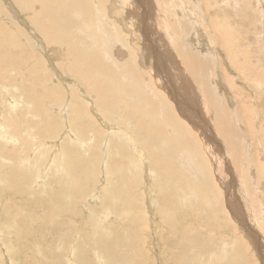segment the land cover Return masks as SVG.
Here are the masks:
<instances>
[{
	"label": "rangeland",
	"instance_id": "rangeland-1",
	"mask_svg": "<svg viewBox=\"0 0 264 264\" xmlns=\"http://www.w3.org/2000/svg\"><path fill=\"white\" fill-rule=\"evenodd\" d=\"M47 5L52 7L54 19H57V23H59L58 27L61 30L66 28L75 35H69L68 38L77 44L76 47L81 56L80 67L75 70L80 88L78 109L81 110V116H78L77 121L80 120L85 135L79 142L82 144H80L81 148L80 145L77 146L79 143H74V138L70 139V136L74 135L70 134L68 128L65 129L66 119L62 118L61 122V116L57 120L60 127L56 125L55 130L51 133L45 128L35 127L39 122V117L37 118L32 112L35 110V105L30 94L34 87L43 90L47 84L61 83L62 87L64 85L67 88L73 82L71 78L65 76L62 70L57 68L56 63L63 61L65 57L57 60L54 57L55 52L52 50L55 46L47 47L43 50L46 63L34 66L32 69L35 70L40 66L44 68V70H39V78L43 79L42 83L36 82L39 78L33 80L31 86L21 84L20 81L17 83L22 88L24 103L26 102L30 109L27 110L32 113L21 112L20 107L13 109L4 107L7 106L9 100L8 96H5L0 90V115L3 110H8V112L13 110L10 116L18 114L17 118L20 115L24 117L26 123L18 120L14 127L16 133L19 134L18 130L24 127L23 124L28 125L26 131H22L21 135L24 133L23 136L30 144V146L27 145L28 147L25 143L23 147L17 146L12 151V154L17 156L16 162H14L15 160L11 162L8 159L7 169L3 170L4 168H2L0 171V180H5L7 177L6 182L0 181L7 183V185L4 182L0 183V185L4 184L2 186L4 189L1 187L4 193L0 188V194H3L0 195V204L2 203L0 205V264H165V262L166 264H233V258L228 257V250L233 252L236 259H240L236 260L237 263L234 264H263L264 0H0V27L9 29L15 32L17 37H21L20 41L27 48L16 51L19 55L24 51L31 53L28 58L30 64L41 59L42 54L34 44L28 47V42H23L24 32L26 29L28 32L32 29L39 40H41V35L45 41L50 42L51 33L49 31H38L39 27L46 24L44 13L50 12L47 10ZM53 11H51L52 14ZM87 51L94 52L99 60L89 63L85 55ZM233 54L239 68H235L229 61ZM10 58L11 54L8 61ZM187 61L193 62L198 71L187 80L189 94L184 93L183 97H188L186 101L189 102V107L183 110L181 103L175 106L173 100L165 93L159 80L155 78V69L160 63L163 70L176 78L179 69L186 70ZM93 68L96 69L95 72H92ZM120 69H125L127 73H119ZM110 73H117L118 77L113 78ZM127 81H132L134 85L131 88L128 86L123 88ZM10 85L13 86L12 83ZM70 89L75 90L73 87ZM14 90L16 89L14 88ZM65 90L64 93L67 96L68 91ZM141 97L146 99L149 104L142 105ZM165 98L174 105L170 109L163 108L162 102ZM14 101L17 103L16 100ZM103 103H106L107 106L104 107ZM105 110L128 111L123 114L130 121L129 127L128 122L121 116H114L113 112L108 115ZM167 110L174 111L182 126L188 125L187 129L193 133L197 142L201 140L203 146L207 145L211 149L212 155H209L205 148V151L208 152L206 153L208 158L205 161L209 172H211L210 178L217 189L216 195L219 197V201L209 202L210 196L204 197V194H201L202 189L198 185L205 177L189 178L182 171L183 166L180 167L179 164L178 166L176 161H173V164L179 172V182L188 183L190 192L191 189L194 192H191L192 195L187 192L175 193L174 191L178 190L174 187L180 188V183L172 184L174 187L171 185L169 188L170 183L168 188H163L164 178L157 175L159 169H155L153 158L158 164L161 162L159 160L165 158L167 154L181 155L182 150L185 149L182 147L184 136L177 128L171 127ZM48 115L52 116V111ZM196 115L200 120L206 121V126L208 125L206 129L210 132L203 133L208 135V141L193 127L195 123L193 122V125L189 121V119L194 120ZM151 116H154V119H151ZM104 118L107 122H103L105 123L103 125L102 119ZM216 118L226 122L233 130L235 138L230 136L229 141L234 140V149H229L225 140L222 141V138L217 135L218 131L213 124L217 121ZM0 123V134L5 130V127L7 131L9 130L7 122L0 121ZM2 123H5L6 126ZM30 125H33V129H30ZM107 126H111L112 129L107 131ZM114 128H117V131L113 130ZM99 129L104 135L100 133L98 139H92V133ZM6 130L4 132L9 133ZM111 131H114V134H110ZM30 132L31 134H29ZM128 134L133 141L122 140V146L118 147L116 138L121 140V136L125 137L126 135L127 137ZM135 134H139V138ZM1 135L4 137L0 139L2 144L6 139H10V135L8 138L6 137L8 134ZM56 135L57 139L52 140ZM59 139L60 141L63 139L67 143L70 140L68 146L71 150L69 152L77 153L80 164L78 160V162H74L75 159L70 153L64 154L61 149L60 151L57 149L54 143L57 142L56 140L60 142ZM39 144L41 145L39 146ZM42 144L44 148L51 145L45 151ZM9 147L11 148V145ZM93 147L94 150L91 151ZM155 149L159 152H156ZM37 150L41 152L38 154ZM3 151H5L4 147ZM114 152L119 159L120 169L118 170L121 171L118 180H125L126 183L132 182V185L128 184L129 186L124 189L130 190L127 191L128 195H124L126 192L121 195L125 199L117 194L121 203L114 197L116 191L108 189L114 185L112 180L117 182V179L114 178L116 176L109 173L112 172L110 165L113 163L112 154ZM23 154L32 165H29L30 162L27 164ZM53 155L55 161H52L54 160ZM212 157L213 159H211ZM0 159H5V156L0 155ZM245 160L252 161L251 169L247 170L248 165ZM22 162L24 163L22 164ZM66 162L72 165V168L75 166L74 170L68 168L70 165ZM213 164L216 165V169L213 168ZM258 164L262 166L263 171ZM9 165L12 168L16 166V169L19 166V169L17 172L11 173L12 168ZM80 166L81 168H79ZM60 167L63 168H61L62 171ZM246 170L250 176L248 181L240 178L246 176ZM193 171L197 173L195 170ZM69 174V177L74 178L69 179ZM105 174L108 176H104ZM60 175L63 176L62 185L69 186L67 181L75 182L78 184L77 191L80 194L71 197L72 191L68 189H62L66 190V196L62 192L54 193L60 185ZM11 177L12 179H10ZM55 178L59 181L57 182ZM8 179L17 188V196L7 189L10 187ZM194 181L195 183H193ZM21 182L28 187L26 185L23 187ZM51 182L53 185H50ZM5 187L7 188L5 189ZM104 190H106V195ZM162 192H165L166 201L164 202L160 196ZM167 193H170L169 196ZM216 195L211 192V196ZM57 198L60 203H66L67 207L63 205L65 208L56 210V205L59 203ZM111 200L115 202L113 203ZM124 200L125 202H123ZM217 204L220 209L216 207ZM47 211H58V217L55 213L56 217L50 218L51 220L44 219L43 216ZM193 211L195 215H193ZM101 213H104V216ZM51 221L55 225L51 224ZM135 224L136 226H134ZM196 224L199 226H197L198 229ZM1 225L3 229H1ZM161 228L165 231L161 232ZM59 231L61 233H58ZM180 232L181 234H179ZM76 234L78 235L77 240L73 239L77 237ZM194 240L199 241V245L196 243L198 245L196 248L191 246L193 242L188 244L189 241ZM241 242L245 244L246 250L238 251ZM135 243L136 245H133ZM158 243L161 245L159 246ZM230 243L234 244L230 246ZM104 245L111 248V255L107 256L101 250ZM185 245L189 247L190 254H194L190 256L191 258L181 252ZM160 251L161 253H159ZM112 255L114 256L110 257ZM195 255L196 257H194ZM180 260L185 262L182 263Z\"/></svg>",
	"mask_w": 264,
	"mask_h": 264
},
{
	"label": "bare ground",
	"instance_id": "bare-ground-1",
	"mask_svg": "<svg viewBox=\"0 0 264 264\" xmlns=\"http://www.w3.org/2000/svg\"><path fill=\"white\" fill-rule=\"evenodd\" d=\"M47 10L48 11H50V12H47V13H44V16L46 17V24L43 26V27H39V30L38 31H40V32H43V31H49L51 34H50V42H47V41H45L42 37H41V35H40V39L41 40H39V38H37L36 36H35V34H34V32H33V30L31 29V31H27V29L25 30V32H24V43H26V42H28V47H30L31 46V44H34L36 47H38L39 49H40V52H41V54H42V58L41 59H39V60H37L35 63H33V64H30V63H28V58L31 56V53H28V52H26V51H24L21 55H19V53L16 51V50H18V51H21V50H23V49H25V48H27L25 45H23V43L20 41V36L19 37H17L16 35H15V32H12V31H10L9 29H6V28H2V27H0V90H1V92L3 93V94H5V96L7 95L8 96V103H7V106H4V107H10L11 109H13V108H15V107H20V111L21 112H27V113H32L33 112V114H35V116L38 118L39 117V122L35 125V127L36 128H45V129H47L48 130V132L49 133H51V131H54L55 130V128H56V125H57V127H60L57 123V120L60 118V116H61V118H60V120H61V122H62V118H63V120H64V118L66 119V124H65V129L66 128H68V130H69V132H70V134L72 133L74 136L73 137H71L70 136V139H72V138H74V143H79V142H81L82 140H83V136L85 135V132H84V130L81 128V123H80V120H78L77 121V119H78V116L80 117L81 116V110H79L78 109V105H79V95H80V88H79V85H78V83H77V77H76V74H75V70H77L79 67H80V58H81V56L79 55V52H78V49H77V44L76 43H74L71 39H69L68 38V36L69 35H73V36H75L72 32H70L68 29H66L65 27V29H63V30H61L60 29V27H58V24L59 23H57V19H54V11H53V9H52V7L51 6H48L47 5ZM51 11H53V14L51 13ZM194 23V22H193ZM215 25V24H214ZM199 30V29H198ZM38 31H37V33H38ZM36 32V31H35ZM200 33H203V32H200ZM39 34V33H38ZM35 36V38L34 39H32V37H34ZM75 41H76V39H75ZM53 45L55 46V47H53ZM47 47H53L52 48V50H54V57L58 60L59 58H61V57H65V59L63 60V61H61V62H59V63H56L57 65H58V69H60V70H62L63 71V73L65 74V76L66 77H69V78H71V80L73 81H71L72 82V85H70L69 83H68V85H70V87H68L67 86V88L66 87H64V85H63V87H62V84L61 83H56V84H47V86L43 89V90H39V89H37L36 87H34V89H33V91L31 92V94H30V96L33 98V102H34V105H35V110H32V112H29L28 110H30L29 108H28V106H27V104H26V102L24 103V98L22 97V95H23V93H22V88H20V86L17 84L18 83V81H20V83L21 84H25L26 86H31L32 85V81L33 80H37L38 78H39V70H44V68L42 67V66H40V67H38L37 69H35V70H32L33 69V67L34 66H37V65H42L43 63H46L45 62V59H44V51L43 50H45V48H47ZM83 50H84V48H82ZM10 54H11V58L9 59V61H8V57L10 56ZM235 54V53H234ZM234 54L232 55V57L230 56V58H229V61H230V63L236 68H239V65H238V63L235 61L236 60V58L234 57ZM85 55H86V57H87V61L89 62V63H95V62H97L98 60H99V58L97 57V55L94 53V52H92V51H87V52H85ZM235 59H234V58ZM227 58V57H226ZM228 60V59H227ZM51 63V62H50ZM238 65V66H237ZM246 66V65H245ZM235 68H232L233 70L235 69ZM13 69H16V70H13ZM59 70V71H60ZM58 71V70H57ZM62 71H61V73H62ZM96 71V69L95 68H93L92 69V72H95ZM198 70L195 68V64L193 63V62H191V61H187L186 62V70H182V69H179L178 70V75H177V77L176 78H174L173 76H170L165 70H163V68H162V66H161V64L160 63H158L157 64V67H156V69H155V78L157 79V80H159V82H160V84H161V86H162V88L164 89V91H165V93H167V95L173 100V102H174V105L175 106H178L179 105V103H181V105H182V109L183 110H186V108L187 107H189V102L188 101H186V99L188 98V97H183V94L184 93H188L189 92V89H188V85H187V80H188V78L189 77H193V74L195 73V72H197ZM105 72H106V70H105ZM119 73H122V74H126L127 73V71L125 70V69H120L119 71H118ZM49 74V73H48ZM111 74V76L113 77V78H117L118 77V74L117 73H110ZM244 75V74H243ZM59 76V75H58ZM225 76V75H224ZM56 77V76H55ZM60 78H61V76H60ZM226 78V77H225ZM257 79V78H256ZM26 80V81H25ZM258 80V79H257ZM42 81H43V79H38L36 82H38V83H42ZM68 81V80H67ZM260 82V81H259ZM10 83H12L13 84V86H11L10 85ZM134 85V83L132 82V81H127V84L125 85V86H123V88L124 87H126V86H128L129 88H131L132 86ZM75 88V90H71L70 88ZM14 88L16 89V90H14ZM64 89H66L65 91H68V95L66 96L65 95V93H64ZM189 94V93H188ZM14 100H16L17 101V103L14 101ZM140 103L142 104V105H148L149 104V102L146 100V99H144V98H140ZM17 105V106H16ZM162 105H163V108L164 109H170L172 106H174V105H172V104H170V102L167 100V98H165L164 100H163V102H162ZM30 106H31V102H30ZM103 106L104 107H106L107 106V104L106 103H103ZM63 107V108H62ZM246 108V107H245ZM28 109V110H27ZM182 110V111H183ZM13 110H10V112H8V110H3V113L0 115V121H2V122H7L8 124L7 125H9V127L11 128H9V133H6V132H4L5 130H6V127H5V130L1 133V134H4L5 135V133H6V135L8 134V136H6L7 138L9 137V135H10V139H4L5 140V143H0V155L1 156H5V159H3V160H1L0 159V171L2 170V168H4L3 170H6L7 168H6V166L8 165V162L9 161H14V162H16V157H15V155H13L12 154V151H14L15 150V148L17 147V146H19V145H21V147H23L24 146V143H25V145L27 146V145H29L30 146V144H29V142H27L26 141V137L25 136H23L24 135V133H23V135H21V133H22V131L23 132H25L26 131V129H27V126H26V124H23V128L22 129H19L18 130V133L19 134H17L16 133V129H15V127H14V124H15V122L16 121H18V120H21V121H23V122H25L24 121V117H22L21 115L19 116V118H17V116H18V114L17 115H15V116H10V113L12 112ZM50 111H52V116L51 115H48V113L50 112ZM107 113H108V115H110V114H112V112H113V115L115 116H117V115H119V116H121L126 122H128L127 123V125H128V127H129V123H130V121H128L126 118H125V115L123 114V113H128V111H123V110H115V111H112V110H105ZM180 111V110H179ZM15 112V111H14ZM13 112V113H14ZM203 112V111H202ZM24 113H22V114H24ZM122 113V114H121ZM167 114H168V117H169V121H170V123H171V127H175V128H177L178 129V131L180 132V133H182L183 134V138H182V147H184L185 149L184 150H182L183 151V153L180 155V154H177V153H172V154H167L166 155V157L165 158H163V159H161V160H159V161H161L160 163H158V164H156V161H155V159L153 158V161H154V166H155V169L157 170V169H159L158 170V172H157V175L159 176V177H161V178H164V180H163V183H162V186H163V188H168V185H169V188H171V185L172 184H174V185H176L177 183H180L179 182V172L176 170L177 169V167L176 166H174L175 164H173V161H176V164L178 165H180V167H182L183 166V170L182 171H184V174L185 175H187L189 178H195V179H199L200 178V176H201V178L202 177H205V179H203L202 178V180H199V181H202V183L200 184V185H198L199 186V188L200 189H202V195L204 194V197L207 195V196H210L208 199V201L209 202H213L214 200H215V202H217V201H219V197L216 195V191H217V189H216V187H215V185L213 184V181L211 180V178H210V174H211V172H209V170H208V168H207V164H206V159L208 158V157H206L207 156V154L206 153H208L209 155H212L211 153H210V148L207 146V145H205V146H203V143L201 142V140L200 141H196V138H195V136L193 135V133L192 132H190L187 128H188V125L186 126L185 125V127L184 126H182L181 124H180V119L177 117V115L174 113V111L173 110H167ZM200 115H202V114H200ZM24 116V115H23ZM25 116H26V114H25ZM197 116L198 115H196V116H194L195 118H194V120L193 119H189V121H191L192 123L194 122L195 123V125H194V123H193V127H195L198 131H199V133L200 134H202L203 136H204V138H207L206 140L208 141L209 140V137H208V135L206 134V135H204L203 133H205V132H207V131H209L210 132V130H207L206 129V127H208V125L206 126V121L204 122L203 121V119L202 120H200L199 118H197ZM151 119H154V116H151ZM197 119H199V120H197ZM117 120V119H116ZM216 120L217 121H215L213 124H215V126H216V129H217V135H219L221 138H222V141H223V139L225 140V143L226 144H228V146H229V149H234L235 148V146H234V140L233 141H229V137L230 136H232L233 137V139L235 138V134H234V132H233V130L231 129V127L226 123V122H224L223 120H221L220 118H216ZM107 122V120L104 118V119H102V124L104 125L105 123H103V122ZM60 122V123H61ZM125 122V123H126ZM26 123V122H25ZM109 123V122H108ZM1 124V123H0ZM2 124H4L5 125V123H2ZM209 124V123H208ZM127 125H125V126H127ZM190 125V124H189ZM6 126V125H5ZM62 126V125H61ZM211 126H212V124H211ZM3 127V126H2ZM63 127V126H62ZM101 127V126H100ZM1 128V127H0ZM110 128H111V126H107L106 127V130L108 131V130H110ZM121 128V127H120ZM209 128H210V126H209ZM30 129H33V125H30ZM30 129H29V131H30ZM112 129V128H111ZM67 130V129H66ZM113 130H115V131H117V128H114ZM124 130V129H123ZM2 131V130H1ZM7 131V130H6ZM7 131V132H8ZM127 131H128V129H127ZM112 132V131H111ZM114 132V131H113ZM110 133V134H114V133ZM28 133V132H27ZM63 133V132H62ZM102 134V135H104V133L99 129L98 131H96L95 133H92L93 134V137H92V139H98V134ZM117 133V132H116ZM0 134V139H1V137H3L2 135ZM29 134H31V132L29 133ZM70 134H68V135H70ZM107 134V133H106ZM118 134V133H117ZM126 134V133H125ZM212 134H213V132H212ZM255 134V133H254ZM27 135V134H26ZM58 135V134H57ZM57 135L56 136H54L53 138H52V140H54L55 138L57 139ZM63 136H64V134H62ZM67 135V136H68ZM109 135V134H108ZM119 135V134H118ZM132 135V134H131ZM135 135H137L138 136V138H139V134H135ZM196 135V134H195ZM61 136V135H60ZM121 136V135H120ZM31 137V136H30ZM69 137V136H68ZM76 137V138H75ZM109 137V136H108ZM115 137V136H114ZM211 137V136H210ZM213 137V136H212ZM219 137V138H220ZM4 138V137H3ZM59 138V137H58ZM60 138H62V137H60ZM88 138V137H87ZM116 138V137H115ZM90 139H91V137H90ZM32 140V139H31ZM35 140V139H34ZM37 140V139H36ZM122 140H125V141H127V140H129L130 142H132L133 140L129 137V134H128V136L126 137V135H125V137L124 136H121V140L120 139H117L116 138V145L118 146V147H120V146H122V144H123V141ZM29 141V140H28ZM57 142H55L54 143V141H53V143L56 145V147H57V149L60 151V149L63 151V153L65 154V153H70L72 156H73V158L75 159H72V160H74V162H76L77 160L79 161V164H80V160L78 159V157H77V153H75V152H69V150H71L70 149V147L68 146V143H69V141L70 140H68V143L65 141V140H61L60 141V139H59V141L60 142H58V140H56ZM73 141V140H72ZM77 141V142H76ZM124 141V142H125ZM32 142V141H31ZM43 142V141H42ZM45 142V141H44ZM213 142V141H212ZM211 142V143H212ZM217 143V142H216ZM32 144V143H31ZM45 144V143H44ZM46 144H49V143H47L46 142ZM81 143H79L77 146H79ZM125 144H126V142H125ZM133 144V143H132ZM205 144V143H204ZM208 144V143H207ZM11 145V148L9 147ZM41 144H39V146H40ZM51 145V144H50ZM49 145V146H50ZM72 145V144H71ZM82 145V144H81ZM80 145V147L82 148V146ZM213 145H215V144H213ZM33 146V145H32ZM31 146V147H32ZM36 146V145H35ZM39 146L37 145V147H38V149H39ZM48 146V147H49ZM54 146V145H53ZM3 147H4V149H5V151H3ZM7 147V148H6ZM9 147V148H8ZM20 147V148H21ZM28 147V146H27ZM26 147V148H27ZM42 147H43V144H42ZM47 149H48V147L47 146H45ZM79 147V148H80ZM19 148V147H18ZM33 148V147H32ZM46 148H44L43 147V149L45 150ZM50 148V147H49ZM144 148L146 149V147L144 146ZM143 148V149H144ZM205 148L208 150V152H207V150L205 151ZM31 149V148H30ZM35 149H37V148H35ZM46 149V150H47ZM56 149V148H55ZM144 149V150H145ZM19 150V149H18ZM27 150H29L28 148H27ZM26 150V151H27ZM41 150H42V148H41ZM44 150H42V151H44ZM45 150V151H46ZM53 151V149H50V151ZM73 150H75V149H73ZM82 150V149H81ZM94 150V147L92 148V150L91 151H93ZM147 150V149H146ZM145 150V151H146ZM200 150H202V151H200ZM25 151V150H24ZM34 151H36V150H34ZM67 151V152H66ZM77 151V150H76ZM79 151V150H78ZM148 151V150H147ZM155 151L156 152H159V150H157V149H155ZM181 151V152H182ZM214 151V150H213ZM16 152H17V150H16ZM30 152H32L33 153V151L32 150H30ZM39 151L37 150V153H38ZM41 152V151H40ZM39 152V153H40ZM48 152V151H47ZM47 152H45L46 154H47ZM149 152H151V151H149ZM38 153V154H39ZM43 153V152H42ZM151 153H153V152H151ZM214 153H216V152H214ZM17 154H19V153H17ZM25 154V153H24ZM24 154H23V156H24ZM49 154V153H48ZM56 154H58V153H56ZM218 154V153H217ZM20 155V154H19ZM18 155V156H19ZM26 155V154H25ZM34 155V154H33ZM42 155V154H41ZM45 155V154H44ZM55 155V154H54ZM54 155L52 156V157H54ZM98 155V154H97ZM113 155V163L110 165V169L112 170V172H109V173H112L113 175H115L116 177H114V176H112V177H114V178H116L117 179V182L115 181V182H113V180H112V183H114V185L112 186V187H110V188H108L109 190H114V191H116L115 193H114V197L118 200V202H120L121 201V199H119L118 198V196H117V194H119V196H121V195H123V193L124 192H126L124 195L125 196H127L128 195V192L127 191H130V190H128V189H126V190H124L125 188H127V186H129L128 184H131V183H126V181L125 180H121V179H119L118 180V176L120 175V172L121 171H119L118 169H120V167H119V159L116 157V154H115V152L112 154ZM214 155V154H213ZM21 156V155H20ZM19 156V157H20ZM57 156H59V155H57ZM79 156H80V154H79ZM217 157H218V155H216ZM215 156V157H216ZM18 157V158H19ZM22 157V156H21ZM26 156H24V160L26 159L25 158ZM36 157V156H35ZM37 157H38V155H37ZM41 157V156H40ZM48 157V156H47ZM50 157V156H49ZM69 157V156H68ZM71 157V156H70ZM210 157V156H209ZM45 158V157H44ZM64 158V157H63ZM223 158V157H222ZM9 159V161L7 162V160ZM53 159V158H52ZM211 159H213V157L211 158ZM220 159V158H219ZM228 159V158H227ZM246 159V158H245ZM23 160V161H24ZM216 160V159H215ZM221 160V159H220ZM247 160V159H246ZM245 160V163L248 165L247 166V170H249V169H251V167H250V164H251V162H250V160H248V161H246ZM18 161V160H17ZM20 161H22V160H20ZM52 161H55V157H54V160H52ZM71 161V160H70ZM77 161V162H78ZM208 161V160H207ZM217 161V160H216ZM26 162H27V164L30 162H28V160L26 159ZM73 162V161H72ZM71 162V163H72ZM83 162V161H82ZM209 162V161H208ZM214 162V161H213ZM24 162H22V164H23ZM54 163V162H53ZM65 163V162H64ZM67 164H68V162H66ZM163 163V164H162ZM218 163V162H217ZM11 164H14V163H11ZM75 164V163H74ZM210 164V163H209ZM14 165H16V164H14ZM13 165V166H14ZM29 165H32V163L30 162V164ZM33 165H35V164H33ZM60 165V164H59ZM68 165H70V164H68ZM76 165V164H75ZM83 165V164H82ZM128 165V164H127ZM178 165V166H179ZM24 166V165H23ZM28 166V165H27ZM61 166V165H60ZM72 165H70V166H68V168L70 167V169L72 168L71 167ZM122 166H124V165H122ZM190 170H188L186 167ZM210 166V165H209ZM239 166V165H238ZM252 166V165H251ZM258 166L262 169V171H263V168H262V166L260 165V164H258ZM9 167H11L10 165H9ZM21 167H22V165H21ZM25 167H26V165H25ZM58 167V166H57ZM78 167V166H77ZM12 168V167H11ZM11 168H9V169H11ZM41 168V167H40ZM55 168H56V166H55ZM62 167H60V169H61ZM64 168H65V166H64ZM74 168H75V166L72 168L73 170H74ZM79 168H81V166L79 167ZM84 168V167H83ZM213 168L214 169H216V165L215 164H213ZM17 169H19V166H18V168ZM17 169H16V166H15V168L13 167L10 171H11V173H14V172H17ZM56 169H58V168H56ZM63 169V168H62ZM62 169H61V171H62ZM70 169H69V171H70ZM131 169V168H130ZM68 170V169H67ZM76 170V169H75ZM80 170V169H79ZM83 170V169H82ZM151 170V169H150ZM155 170V171H156ZM193 170H195L197 173H195ZM247 170H246V176L245 177H240V176H238V177H240V178H243V179H245V180H247L248 181V177H250L249 175H248V172H247ZM8 171V170H7ZM54 171H55V169H54ZM57 171H59V170H57ZM122 171H124V170H122ZM126 171V170H125ZM128 171V170H127ZM138 171V170H137ZM217 171H219V169H217ZM5 172V171H4ZM9 172V171H8ZM26 172V171H25ZM63 172L64 173H66V171L65 170H63ZM78 172V171H77ZM81 172H83V171H81ZM80 172V173H81ZM141 172V171H140ZM144 172H145V170H144ZM150 172V171H149ZM62 173V172H61ZM108 173V174H109ZM124 173V172H123ZM129 173V172H128ZM181 173V172H180ZM82 174V173H81ZM108 174L106 175H104V176H108ZM111 174V175H112ZM182 174V173H181ZM195 174V175H194ZM63 175V174H62ZM60 175V185H59V187H58V189H55V192L54 193H64V195L66 196V190H62V189H68V190H71L72 191V194H71V197H73V196H75V195H77V194H80V193H78V184H76L75 182H70V181H67L68 183H69V186L67 185L66 186V184H64V185H62V183H63V181H62V179H63V176L65 175ZM72 175V174H71ZM136 175V174H135ZM222 175V174H221ZM1 176V175H0ZM4 176V175H3ZM11 176H12V174H11ZM22 176V175H21ZM70 176V174L68 175V177ZM80 176V175H79ZM78 176V177H79ZM94 176V175H93ZM110 176V175H109ZM137 176H139L138 174H137ZM183 176V175H182ZM237 176V175H236ZM14 177V176H13ZM58 177V179H59V176H57ZM72 177V176H71ZM71 177H69V179L71 178ZM81 177V176H80ZM94 177H96V176H94ZM154 178H155V176H153ZM19 178V177H18ZM65 178H66V176H65ZM74 178V177H73ZM73 178H71V179H73ZM77 178V177H76ZM146 178V177H145ZM153 178V179H154ZM157 178V177H156ZM185 178H186V176H185ZM10 179H12V177L10 178ZM87 179V178H86ZM97 179V178H96ZM106 179V178H105ZM123 179V178H122ZM130 179V178H129ZM128 179V180H129ZM132 179V178H131ZM135 179V178H134ZM2 180H4V179H2ZM2 180H0V181H2ZM5 180H7V177H6V179ZM4 180V181H5ZM50 180V179H49ZM54 180V179H53ZM55 180H57L56 178H55ZM77 180V179H76ZM158 180V179H157ZM3 181V182H4ZM13 181V180H12ZM59 180H57V182H58ZM66 181V180H65ZM73 181V180H72ZM87 181V180H86ZM119 181V182H118ZM121 181H122V185H121ZM134 181V180H133ZM156 181V180H155ZM196 181V180H195ZM195 181L193 182V183H195ZM3 182H0V183H3ZM6 182V181H5ZM5 182H4V184H5ZM10 181H9V179H8V183H9ZM26 182V181H25ZM24 182V183H25ZM88 182V181H87ZM90 182V181H89ZM196 182H198V181H196ZM205 182V183H204ZM44 183V182H43ZM48 183H49V181H48ZM134 183H136L137 184V182H135L134 181ZM204 183V184H203ZM4 184H1L0 185V188L4 185ZM10 184V187L9 188H7V187H5V189L7 188L8 190L10 189L11 191V193L12 194H14L15 196H17V192H16V187L13 185V183L12 182H10L9 183ZM8 184V185H9ZM19 184V183H18ZM53 185V183L51 182L50 183V185ZM90 184V183H89ZM135 184V185H136ZM145 184V183H144ZM161 184V183H160ZM181 185H180V188L179 187H174V185H172V187H174V188H176L178 191H174L175 193H178V194H182L183 192H187V193H190L191 195H192V191H193V189H191L192 191L190 192V185L188 184V183H185V182H181L180 183ZM5 185H7V183L5 184ZM16 185H17V183H16ZM21 185H23V187L26 185V184H22V182H21ZM50 185H49V187H50ZM56 185V184H55ZM57 185V186H58ZM111 185V184H110ZM132 185V184H131ZM134 185V184H133ZM146 185V184H145ZM194 185V184H193ZM27 186V185H26ZM67 187V188H65V187ZM148 186V185H147ZM28 187V186H27ZM52 187V186H51ZM54 187V186H53ZM105 187H108V186H105ZM136 187H137V185H136ZM149 187V186H148ZM153 187V186H152ZM3 188V187H2ZM1 188V190H3ZM159 188V187H158ZM191 188H193V187H191ZM50 190V189H49ZM54 190V188L52 189V191ZM59 190V191H58ZM102 191H103V189H101ZM108 190V191H109ZM139 190V189H138ZM155 190V189H154ZM20 191V190H19ZM42 191V190H41ZM105 191L106 190H104V194H105ZM119 191V192H118ZM163 191V190H162ZM90 192H91V189H90ZM89 192V193H90ZM101 192V191H100ZM159 192H160V189H159ZM194 192V191H193ZM211 192L213 193V195H216V196H211ZM2 193V192H1ZM3 193H4V190H3ZM24 193V192H23ZM121 193V194H120ZM138 193V192H137ZM142 193V192H141ZM20 194V193H19ZM24 194H26V193H24ZM28 194V193H27ZM83 194H84V196H85V193H84V191H83ZM111 194V193H110ZM146 194V193H145ZM148 194V193H147ZM146 194V195H147ZM159 194H161V193H159ZM168 194H170V193H167V195ZM172 194V193H171ZM236 194V193H235ZM1 196L3 195V194H0ZM87 195H88V193H87ZM106 195V194H105ZM139 195V194H138ZM138 195H137V197H138ZM146 195H145V199L147 198L146 197ZM151 195V194H150ZM157 195V194H156ZM193 195H194V193H193ZM195 195H197V194H195ZM0 196V197H1ZM4 196H6V195H4ZM25 196H27V195H25ZM30 196V195H29ZM79 196V195H78ZM89 196V195H88ZM94 196V195H93ZM113 196V195H112ZM160 196H162V200H163V202L164 201H166V198H165V192L163 193L162 192V195H160ZM169 196V195H168ZM198 196V195H197ZM81 197V196H80ZM100 197H102V196H100ZM104 197V196H103ZM102 197V198H103ZM121 197H123V199H125V197L124 196H121ZM120 197V198H121ZM173 197V196H172ZM185 197H186V195H185ZM20 198V197H19ZM23 198H24V196H23ZM94 198V197H93ZM143 198V197H142ZM3 199V198H2ZM7 199V198H6ZM5 199V200H6ZM8 199H9V197H8ZM15 199V198H14ZM21 199V198H20ZM92 199V198H91ZM96 199H98V198H96ZM111 199V198H110ZM113 199V198H112ZM122 199V200H123ZM134 199V198H133ZM139 199V198H138ZM141 199V198H140ZM188 199V198H187ZM191 199V198H190ZM1 200V199H0ZM4 200V201H5ZM10 200V199H9ZM24 200V199H23ZM28 200V199H27ZM30 200V199H29ZM57 200L59 201V199L57 198ZM115 200V199H114ZM117 200H116V202H117ZM126 200H127V198H126ZM130 200V199H129ZM142 200V199H141ZM148 200V199H147ZM159 200V199H158ZM204 200V199H203ZM21 201H22V199H21ZM98 201H100V200H98ZM102 201V200H101ZM104 201V200H103ZM111 201H113V200H111ZM136 201V200H135ZM160 201V200H159ZM173 201V200H172ZM181 201V200H180ZM188 201V200H187ZM1 202V201H0ZM7 202H9V201H7ZM16 202H17V200H16ZM32 202H34V201H32ZM94 202V201H93ZM115 201H113V203H114ZM122 202V201H121ZM120 202V203H121ZM123 202H125V200L123 201ZM127 202V201H126ZM129 202H131V200L129 201ZM145 202V201H144ZM248 202V201H247ZM263 202V201H262ZM18 203V202H17ZM29 203H30V201H29ZM63 203V204H62ZM62 203H60V201H59V203L56 205V210H58V209H61V208H65L64 206H66V203H64V202H62ZM80 203V202H79ZM87 203V202H86ZM148 203V202H147ZM172 203V202H171ZM2 204V203H1ZM0 204V205H1ZM9 204V203H8ZM32 204V203H31ZM117 204V203H116ZM136 204V203H135ZM139 204V203H138ZM143 204V203H142ZM159 204H161V203H159ZM187 204H188V202H187ZM4 205V204H3ZM11 205V204H10ZM22 205V204H21ZM64 205V206H63ZM110 205H112V204H110ZM124 205V204H123ZM152 205V204H151ZM167 205H169L168 203H167ZM166 205V206H167ZM171 205V204H170ZM173 205V204H172ZM171 205V206H172ZM229 205V204H228ZM154 206V205H153ZM160 206V205H159ZM161 206H162V204H161ZM211 206V205H210ZM238 206H239V204H238ZM8 207V206H7ZM28 207H29V204H28ZM31 207V206H30ZM67 207V206H66ZM76 207V206H75ZM216 207L218 208V207H220L218 204L216 205ZM250 207V206H249ZM10 208H12V207H10ZM13 208H15V207H13ZM25 208V207H24ZM33 208H34V206H33ZM102 208V207H101ZM123 208V207H122ZM137 208V207H136ZM160 208V207H159ZM200 208H202V207H200ZM239 208V207H238ZM18 209V208H17ZM23 208H21V210H22ZM119 209H121V208H119ZM193 209V208H192ZM218 209H220V208H218ZM7 210V209H6ZM9 210V209H8ZM12 210V209H11ZM14 210V209H13ZM16 210V209H15ZM24 210V209H23ZM122 210V209H121ZM123 210H125L124 208H123ZM122 210V211H123ZM157 210V209H156ZM174 210V209H173ZM195 210V209H194ZM204 210V209H203ZM206 210V209H205ZM214 210V209H213ZM92 211V210H91ZM94 211H97V210H95L94 209ZM127 212V211H126ZM158 212V211H157ZM174 212V211H173ZM176 212V211H175ZM232 212V211H231ZM56 213V215L58 214V211H47V212H45V214H44V216H43V218L44 219H48V220H51L50 218H52V217H56V216H54V214ZM94 213V212H93ZM123 213H124V211H123ZM145 213V212H144ZM170 213V212H169ZM183 213H185L184 211H183ZM220 213V212H219ZM101 214H103V216H104V213H101ZM157 214V213H156ZM187 214V213H186ZM1 215V214H0ZM24 215V214H23ZM124 215V214H123ZM127 215V214H126ZM139 215H140V213H139ZM153 215V214H152ZM159 215H160V213H159ZM180 215V214H179ZM183 215V214H182ZM193 215H195L194 214V211H193ZM206 215V214H205ZM220 215V214H219ZM32 216V215H31ZM67 216V215H66ZM120 216V215H119ZM131 216H133V215H131ZM136 216V215H135ZM174 216V215H173ZM185 216V215H184ZM207 216V215H206ZM213 216H214V214H213ZM216 216V215H215ZM218 216V215H217ZM57 217H58V215H57ZM122 217V216H121ZM167 217V216H166ZM28 218V217H27ZM123 218V217H122ZM122 218H120V219H122ZM162 218H163V216H162ZM200 218V217H199ZM218 218V217H217ZM4 219H6V218H4ZM124 219V218H123ZM126 219V218H125ZM147 219V218H146ZM204 219V218H203ZM160 220V219H159ZM168 220V219H167ZM193 220V219H192ZM219 220V219H218ZM217 220V221H218ZM136 221V220H135ZM146 221V220H145ZM181 221V220H180ZM182 221H183V219H182ZM207 221V220H206ZM41 222V221H40ZM137 222V221H136ZM140 222V221H139ZM169 222V221H168ZM201 222V221H200ZM231 222V221H230ZM45 223V222H44ZM47 223V222H46ZM55 223V222H54ZM124 223H125V220H124ZM170 223V222H169ZM168 223V224H169ZM173 223V222H172ZM179 223V222H178ZM190 223V222H189ZM204 223V222H203ZM48 224V223H47ZM51 224H53L52 223V221H51ZM61 224V223H60ZM159 224V223H158ZM195 224V223H194ZM205 224V223H204ZM210 224V223H209ZM218 224V223H217ZM233 224V223H232ZM3 225V224H2ZM1 225V226H2ZM7 225V224H6ZM53 225H55V224H53ZM59 225V224H58ZM144 225V224H143ZM165 225H166V223H165ZM170 225V224H169ZM51 226V225H50ZM134 226H136V224L134 225ZM140 226H141V224H140ZM149 226V225H148ZM157 226V225H156ZM174 226V225H173ZM194 226V225H193ZM198 226V224H196V227ZM54 227V226H53ZM60 227V226H59ZM62 227V226H61ZM79 227V226H78ZM142 227V226H141ZM199 227V226H198ZM198 227H197V229H198ZM55 228H56V226H55ZM119 228V227H118ZM133 228V227H132ZM185 228V227H184ZM232 228V227H231ZM1 229H3V226H2V228ZM58 229H60V228H58ZM58 229H56V230H58ZM74 229H76V228H74ZM126 229V228H125ZM173 229V228H172ZM171 229V231L173 232V230ZM174 229H175V227H174ZM79 230V229H78ZM118 231H119V229H117ZM128 231H129V228L127 229ZM137 230H138V227H137ZM137 230L135 231L136 233H137ZM144 230V229H143ZM152 230V229H151ZM162 228H161V232H162ZM167 230V229H166ZM170 230V229H169ZM176 230V229H175ZM233 230V229H232ZM132 231V230H131ZM145 231V230H144ZM149 231V230H148ZM147 231V232H148ZM160 231V230H159ZM163 231H165V230H163ZM168 231V230H167ZM191 231V230H190ZM213 231V230H212ZM234 231V230H233ZM28 232V231H27ZM133 232V231H132ZM157 232H158V230H157ZM224 232V231H223ZM222 232V233H223ZM235 232V231H234ZM238 232V231H237ZM29 233V232H28ZM58 233H61V231H59ZM78 233V232H77ZM124 233V232H123ZM141 233H144V232H141ZM164 233V232H163ZM166 233V232H165ZM174 233V232H173ZM183 233V232H182ZM27 234V233H26ZM80 234V233H79ZM125 234V233H124ZM130 234V233H129ZM148 234H149V232H148ZM162 234V233H161ZM172 234V233H171ZM179 234H181V232L179 233ZM184 234V233H183ZM187 234V233H186ZM236 234V233H235ZM238 234V233H237ZM38 235V234H37ZM41 235V234H40ZM60 235V234H59ZM58 235V237H60ZM77 235V234H76ZM126 235V234H125ZM135 235V234H134ZM176 235H177V233H176ZM195 235V234H194ZM55 236L57 237V235L55 234ZM74 236V235H73ZM127 236V235H126ZM157 236H158V234H157ZM161 236V235H160ZM222 236V235H221ZM8 237V236H7ZM37 237V236H36ZM42 237V236H41ZM76 237V236H75ZM120 237H122V236H120ZM155 237V236H154ZM167 237H168V235H167ZM171 237H173V236H171ZM184 237H186L185 235H184ZM218 237V236H217ZM224 237V236H223ZM222 237V238H223ZM234 237V236H233ZM10 238V237H9ZM77 238H78V235H77V237L76 238H73V239H75V240H77ZM143 238V237H142ZM163 238H166V237H163ZM179 238V237H178ZM186 238H188V237H186ZM185 238V239H186ZM199 238V237H198ZM197 238V239H198ZM221 238V237H220ZM2 239V238H1ZM59 239V238H58ZM123 239V238H122ZM157 239H158V237H157ZM173 239H174V237H173ZM181 239V238H180ZM179 239V240H180ZM184 239V238H183ZM66 240V239H65ZM165 240V239H164ZM171 240V239H170ZM206 240V239H205ZM204 240V241H205ZM209 240H210V238H209ZM218 240H220V239H218ZM233 240V239H232ZM58 241H60V240H58ZM171 241H173V240H171ZM187 241V240H186ZM9 242H10V239H9ZM42 242V241H41ZM61 242V241H60ZM73 242V241H72ZM99 242V241H98ZM98 242H97V244H98ZM163 242V241H162ZM168 242V241H167ZM166 242V243H167ZM180 242H181V240H180ZM184 242H185V240H184ZM190 242H193V244L191 245L192 247H194V248H196V247H198V243H199V241H196V240H194V241H189L188 242V244L190 243ZM212 242V241H211ZM210 242V243H211ZM218 242V241H217ZM224 242V241H223ZM229 242H230V240H229ZM107 243V242H106ZM138 243V242H137ZM161 243V242H160ZM173 243V242H172ZM176 243H178V242H176ZM175 243V244H176ZM198 245H197V244ZM205 243V242H204ZM216 243V242H215ZM224 243H226V242H224ZM224 243H222V244H224ZM74 244V243H73ZM114 244V243H113ZM159 244V243H158ZM174 244V245H175ZM183 244H185V243H183ZM212 244V243H211ZM234 243H230V246H232ZM62 245V244H61ZM72 245V244H71ZM133 245H136V243L135 244H133ZM138 245V244H137ZM161 244H159V246H160ZM162 245H164V244H162ZM171 245H173V244H171ZM207 245V244H206ZM213 245V244H212ZM227 245V244H226ZM228 245H229V243H228ZM227 245V246H228ZM245 244L243 243V242H241V244H240V246L241 247H238V251L239 250H241V249H244V250H246V248H245V246H244ZM190 246V245H189ZM226 246V247H227ZM244 246V247H243ZM135 247V246H134ZM167 247H169V246H167ZM178 247V246H177ZM35 248V247H34ZM77 248V247H76ZM170 248V247H169ZM202 248V247H201ZM38 249V248H37ZM62 249H63V247H62ZM61 249V250H62ZM67 249V248H66ZM70 249H72V248H70ZM149 249V248H148ZM167 249V248H166ZM29 250V249H28ZM52 250V249H51ZM74 250H75V248H74ZM101 250L107 255V256H109V255H111V248H109V247H107L106 245H104L103 246V248L101 247ZM196 250V249H195ZM217 250V249H216ZM31 251V250H30ZM114 251H115V249H114ZM164 251H165V249H164ZM191 251V250H190ZM197 251V250H196ZM205 252H206V250H204ZM229 252L227 253L228 254V257H230V258H233V261H234V263L236 262V260H240V259H236L235 258V255L233 254V252H231L230 250H228ZM238 251H237V253H238ZM60 252V251H59ZM70 252V251H69ZM121 252V251H120ZM166 252V251H165ZM168 252V251H167ZM181 252H184L185 254H187L188 255V257H190V256H192V254H190V252H189V247L188 246H186L185 245V247L183 246L182 247V250H181ZM8 253V252H7ZM40 253V252H39ZM72 253V252H71ZM159 253H161V251L159 252ZM173 253V252H172ZM37 254V253H36ZM56 254V253H55ZM66 254H67V252H66ZM112 254H114L113 252H112ZM145 254V253H144ZM143 254V255H144ZM164 254V253H163ZM168 254V253H167ZM206 254V253H205ZM239 254V253H238ZM183 255V254H182ZM194 255V254H193ZM9 256V255H8ZM42 256V255H41ZM66 256V255H65ZM114 255H112V256H110V257H113ZM121 256L123 257V255L121 254ZM133 256V255H132ZM165 256V255H164ZM171 256V255H170ZM174 256V255H173ZM69 257V256H68ZM161 257V256H160ZM185 257V256H184ZM194 257H196V255L194 256ZM193 257V258H194ZM56 258V257H55ZM124 258V257H123ZM167 258V257H166ZM180 258V257H179ZM183 258V257H182ZM191 258V257H190ZM189 258V259H190ZM211 258V257H210ZM218 258V257H217ZM17 259H19V258H17ZM58 259V258H57ZM113 259V258H112ZM111 259V260H112ZM167 259H169V257L167 258ZM199 259V258H198ZM219 259H220V257H219ZM218 259V260H219ZM113 260H115V259H113ZM172 260H173V257H172ZM184 260V259H183ZM193 260V259H192ZM195 260V259H194ZM193 260V261H194ZM196 260H197V258H196ZM201 260V259H200ZM199 260V261H200ZM144 261V260H143ZM181 261V260H180ZM190 261V260H189ZM205 261V260H204ZM223 261V260H222ZM264 261V260H263ZM124 262V261H123ZM172 262V261H171ZM176 262H177V258H176ZM182 263H184L185 261H181ZM188 262V261H187ZM191 262V261H190ZM190 262H188V263H190ZM198 262V261H197ZM162 263V262H161ZM174 263V262H173ZM226 263V262H225ZM232 263V262H231ZM233 263V264H234ZM237 263V262H236ZM245 263V262H244ZM164 264V263H163ZM165 264H166V262H165ZM168 264V263H167ZM170 264V263H169ZM180 264V263H179ZM191 264V263H190ZM264 264V263H263Z\"/></svg>",
	"mask_w": 264,
	"mask_h": 264
}]
</instances>
